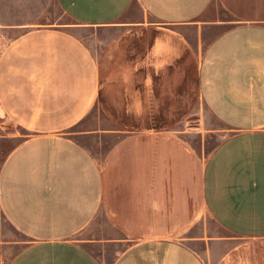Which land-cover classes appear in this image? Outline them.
<instances>
[{"label":"crops","instance_id":"0c3cea01","mask_svg":"<svg viewBox=\"0 0 264 264\" xmlns=\"http://www.w3.org/2000/svg\"><path fill=\"white\" fill-rule=\"evenodd\" d=\"M55 11L115 35L98 55ZM97 110L103 158L67 133ZM209 116L237 133L201 154L178 125ZM0 122L29 132L0 168L27 238L7 264H104L102 241L127 242L110 264H264V0H0ZM209 217L234 235L181 236Z\"/></svg>","mask_w":264,"mask_h":264},{"label":"rangeland","instance_id":"374dc122","mask_svg":"<svg viewBox=\"0 0 264 264\" xmlns=\"http://www.w3.org/2000/svg\"><path fill=\"white\" fill-rule=\"evenodd\" d=\"M53 15L59 22L71 23L70 29L78 35L91 48L93 52L100 55L105 50L107 41L114 37L115 32L106 28L85 27L74 23L67 15L59 11H55ZM2 118H5L2 116ZM104 119L102 111L97 110L93 112V122H81L77 126L69 129L67 133L81 142L98 158H103L109 148L115 143L116 134L105 133L103 130L107 129V123L101 122ZM210 122H193L189 125H178L179 134L186 137L199 150L201 154L207 153L218 145L229 144V140L234 138L235 132L221 122L215 121L212 117H208ZM29 134L26 130L14 125L12 122H0V168L5 161L10 151L21 143ZM244 138L247 135H243ZM254 211L256 207H253ZM216 219L209 217L208 222L200 220L188 231L181 234L182 237H196L207 233L211 237H220L221 235H234L233 230H225L221 227ZM208 227V229H207ZM210 227V229H209ZM107 223L103 215H99L98 227L93 228V235L100 236L105 232ZM249 229L246 225L245 229ZM106 233V232H105ZM246 238H239L236 236L233 243ZM191 243L199 251L205 252V246L195 239ZM27 238L15 230V228L5 218L0 210V264H7L11 257L18 252L26 243ZM247 241V240H245ZM264 244V238L262 240ZM125 243L120 245L105 244L104 241L93 244V252L97 255L104 264H110L115 257L118 249L123 247Z\"/></svg>","mask_w":264,"mask_h":264}]
</instances>
